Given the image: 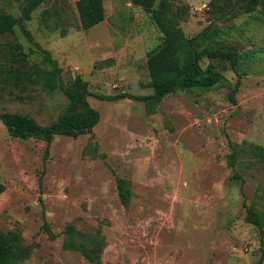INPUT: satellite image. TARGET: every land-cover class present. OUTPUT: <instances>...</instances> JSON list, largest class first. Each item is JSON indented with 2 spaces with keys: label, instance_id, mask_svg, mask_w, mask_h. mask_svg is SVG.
Returning a JSON list of instances; mask_svg holds the SVG:
<instances>
[{
  "label": "rangeland",
  "instance_id": "obj_1",
  "mask_svg": "<svg viewBox=\"0 0 264 264\" xmlns=\"http://www.w3.org/2000/svg\"><path fill=\"white\" fill-rule=\"evenodd\" d=\"M171 1L188 37L215 23L220 43L244 55L236 104L230 68L221 69L226 83L177 90L157 105L97 98L154 92L147 53L162 34L131 0H104L105 20L88 30L77 0L44 4L27 23L67 84L88 83L100 121L93 133L55 136L48 153L45 139L14 137L0 122V229L21 236L29 253L21 264H94L64 249L68 225L100 235L97 264H264V232L246 221L250 206L264 213V4L247 13L243 4L232 10L235 0ZM0 12L20 11L0 0ZM42 59L19 28L0 34V113L46 126L66 112L62 92L34 83ZM118 177L131 191L128 205Z\"/></svg>",
  "mask_w": 264,
  "mask_h": 264
},
{
  "label": "trees",
  "instance_id": "obj_2",
  "mask_svg": "<svg viewBox=\"0 0 264 264\" xmlns=\"http://www.w3.org/2000/svg\"><path fill=\"white\" fill-rule=\"evenodd\" d=\"M19 7V14L0 12V34H5L19 28L26 38L40 51L43 59L41 63L35 62L32 66L34 83L41 84L48 92L60 91L68 99L66 112L50 125H41L33 117L17 113H0V122L5 125L8 132L21 139L39 137L47 141V153L55 136L63 135L78 137L93 133L100 121V113L93 108L88 98L91 95L88 83L77 77L72 84H67L62 77V69L53 59L51 53L36 43L27 23L33 19V14L44 4L53 0H14ZM232 1V0H228ZM234 10L240 4L247 13L255 12L264 4V0H235ZM134 6L141 7L147 13L153 24L162 34V43L159 47L147 53V67L151 80L153 94L148 96H135L128 93L116 95H96L97 98L115 102L123 99L145 101L150 105H157L171 93L177 90H203L210 91L217 85L226 83L227 77L222 70L230 68L237 75L236 84L229 92V100L236 104V94L241 86L240 70L244 64V55L237 48L221 44L222 37L215 23H211L201 33L190 38L180 26V19L172 7L171 0H131ZM78 24L84 30L100 24L105 20L106 11L104 0H77ZM229 14V13H228ZM226 14L225 16H227ZM42 20L47 21L46 15ZM64 30L62 31V35ZM220 40V41H219ZM22 49V45H17ZM211 62L206 68L202 61ZM50 65V70L41 66ZM245 73V71H244ZM243 73V74H244ZM237 151L230 156V166L234 169L237 162ZM240 175L234 174L232 178L238 179ZM121 202L128 205L131 191L127 183L117 178ZM5 186L0 183V194ZM246 221L258 226L264 232V213L254 206L247 208ZM46 227L48 224L45 223ZM64 249L83 255L89 262L97 264L98 254L104 242L99 234L80 231L74 225H68L65 232ZM101 248V249H100ZM27 247L23 244L21 236L15 232H4L0 229V264H21L28 257ZM261 264V261L260 263Z\"/></svg>",
  "mask_w": 264,
  "mask_h": 264
}]
</instances>
